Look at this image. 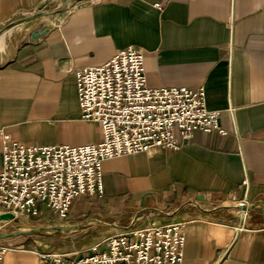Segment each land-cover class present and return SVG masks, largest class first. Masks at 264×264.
I'll return each instance as SVG.
<instances>
[{"label": "crops", "instance_id": "crops-1", "mask_svg": "<svg viewBox=\"0 0 264 264\" xmlns=\"http://www.w3.org/2000/svg\"><path fill=\"white\" fill-rule=\"evenodd\" d=\"M52 1L0 0V29ZM45 18L1 40L0 170L1 134L99 143L100 126L81 118L75 71L143 48L148 87H204L229 135L196 132L178 152L106 160L99 212L126 207L129 225L139 213V226L185 223L184 264H264V0H77L53 17L60 26L43 28ZM243 200L248 217L236 214ZM0 243L11 248L2 264H51L27 239Z\"/></svg>", "mask_w": 264, "mask_h": 264}, {"label": "built area", "instance_id": "built-area-1", "mask_svg": "<svg viewBox=\"0 0 264 264\" xmlns=\"http://www.w3.org/2000/svg\"><path fill=\"white\" fill-rule=\"evenodd\" d=\"M155 7L164 9L162 4ZM145 63V50L129 46L103 66L75 71L81 118L101 129L97 144L45 146L1 134L0 213L13 214L16 220L51 214L65 221L76 199L104 196L106 160L178 152L196 132L229 135L221 112L207 107L204 87L149 88ZM239 207L248 209L247 200ZM143 219L136 216L122 232L82 252L40 257L51 264H184L185 223L139 226ZM6 225L0 223V228ZM10 251L0 243V264Z\"/></svg>", "mask_w": 264, "mask_h": 264}, {"label": "rangeland", "instance_id": "rangeland-1", "mask_svg": "<svg viewBox=\"0 0 264 264\" xmlns=\"http://www.w3.org/2000/svg\"><path fill=\"white\" fill-rule=\"evenodd\" d=\"M62 1L64 0L52 1L41 12L37 13L55 11L62 6H58ZM54 16L56 14L52 15V18L47 16L45 20L41 21L43 28H52L59 23V19L57 21L53 19ZM21 19L23 18L19 17L13 20L11 27L19 24ZM6 28H1L0 32L5 31ZM3 48L4 45L1 43L0 52L2 53ZM100 200L101 198L80 197L75 200L70 216L65 221L52 217L51 214L45 215L46 217L44 216L43 219L42 217L39 219L20 218L0 228V234L30 232L28 235L10 237L7 240L20 241L27 239V243L40 246L50 253L72 254L82 252L95 246L102 238L122 232L125 227L129 226L133 216L136 215V212L132 213L126 207H123L115 214L103 217V214L99 212L103 209ZM239 208L236 209V214L242 216V211ZM97 212L100 214H96ZM247 213L246 217L250 215L249 212ZM257 222H260L259 218H257ZM3 241L5 240L0 242Z\"/></svg>", "mask_w": 264, "mask_h": 264}, {"label": "water", "instance_id": "water-1", "mask_svg": "<svg viewBox=\"0 0 264 264\" xmlns=\"http://www.w3.org/2000/svg\"><path fill=\"white\" fill-rule=\"evenodd\" d=\"M73 1H77V0H67L60 8H58L57 10L55 11H52V12H46V13H37L35 15H31V16H28V17H25L23 19L20 20V23L17 24V25H20V24H24V23H27L33 19H36V18H40V17H47V16H52L54 14H59L60 12H62L71 2ZM17 25H14V26H17ZM13 26V27H14ZM11 27V25H9L5 31L9 30ZM0 32V36L5 32ZM240 211H244V210H247V212H250V208H243V207H240L239 208ZM16 219H15V216L13 214H10V213H0V223H6V224H9V223H12L14 222ZM30 232H13V233H5V234H0V241L2 240H7L9 239L10 237H17V236H25V235H28Z\"/></svg>", "mask_w": 264, "mask_h": 264}, {"label": "bare ground", "instance_id": "bare-ground-1", "mask_svg": "<svg viewBox=\"0 0 264 264\" xmlns=\"http://www.w3.org/2000/svg\"><path fill=\"white\" fill-rule=\"evenodd\" d=\"M25 24V23H24ZM24 24H20V25H24ZM20 25H17V26H20ZM14 27H16V26H14ZM14 27H12V28H10L9 30H7V31H5L0 37H1V39H0V44H1V40H2V38H3V35L5 34V33H7L6 34V36H5V38H3V43H4V45H6L5 43H8V39L11 37V36H13L14 34H16L17 32H19V30H21V28H14ZM6 39V40H5ZM6 41V42H5ZM239 208V207H238ZM242 214L243 215H247V210H244L243 212H242ZM50 229H53V228H50ZM52 231V230H51Z\"/></svg>", "mask_w": 264, "mask_h": 264}]
</instances>
